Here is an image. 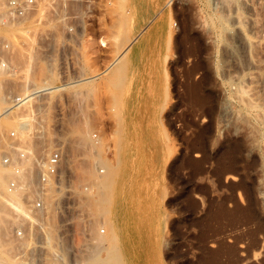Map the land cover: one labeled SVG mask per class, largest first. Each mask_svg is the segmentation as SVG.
I'll list each match as a JSON object with an SVG mask.
<instances>
[{"label":"rangeland","instance_id":"rangeland-1","mask_svg":"<svg viewBox=\"0 0 264 264\" xmlns=\"http://www.w3.org/2000/svg\"><path fill=\"white\" fill-rule=\"evenodd\" d=\"M7 1L0 46L24 75L40 82L34 42L64 43L73 25L77 47L58 51L91 77L50 79L43 98L3 115L19 86L0 71V195L19 203H0L5 264L22 261L11 234L25 224L2 156L41 130L37 154L61 147L65 184L45 199L41 229L56 228L69 264L93 239L97 257L118 264H264V0H42L15 23ZM58 210L62 225L47 218ZM48 242L41 264L59 245Z\"/></svg>","mask_w":264,"mask_h":264},{"label":"built area","instance_id":"built-area-1","mask_svg":"<svg viewBox=\"0 0 264 264\" xmlns=\"http://www.w3.org/2000/svg\"><path fill=\"white\" fill-rule=\"evenodd\" d=\"M72 1V0H71ZM76 1V0H73ZM43 7V1L40 0H8L4 6L8 14V21L11 23L21 22L22 20L30 19L33 14H36L40 7ZM35 20V19H34ZM64 43L54 41L50 36V40L44 41L38 39L34 42L35 48L40 52L43 58V72L39 77L40 82L35 83L33 78V70L28 71V76L24 75L23 67L13 64L12 60L6 56L10 50L8 43H3L0 46V71L4 72L5 76H10L5 80L11 81L12 77H17L19 88L17 91H9L8 109L14 110L18 107H31L36 101L43 98L48 92L40 89L41 85L50 79H56L60 82H74L79 79L90 78L91 76H83L77 66V58L68 56L65 53H60L59 48L67 47L70 50L77 47L76 32L73 25L67 27L66 33L63 35ZM48 39V38H47ZM7 41V40H4ZM56 48L55 61L49 59L48 49ZM2 83L0 82V88ZM20 129H27V125L20 122ZM10 136H14L11 131ZM44 131L41 130L34 144L28 145L20 140L9 142L7 151L3 153L2 164L9 169L10 177L6 183V192L8 194L24 191L22 210L16 211V215L22 224L12 230V240L22 242L23 247L15 249L14 254L17 259H21L20 264H41V257L47 252V246L50 244L42 233L41 225L43 224V215L45 214L46 202L45 199L50 197L57 190L62 192L65 188L63 169L61 167L63 160V152L60 146H55L49 149L44 154H37V150L43 148ZM60 143V142H55ZM102 172L101 169H99ZM62 174V176H61ZM63 177V180L60 179ZM63 185V186H62ZM31 195V197H29ZM59 210L55 212L51 220L60 225L64 224L63 219L59 218ZM59 227V226H58ZM103 232V230H101ZM27 239V241H25Z\"/></svg>","mask_w":264,"mask_h":264},{"label":"bare ground","instance_id":"bare-ground-1","mask_svg":"<svg viewBox=\"0 0 264 264\" xmlns=\"http://www.w3.org/2000/svg\"><path fill=\"white\" fill-rule=\"evenodd\" d=\"M168 35V34H167ZM170 36H168L167 37V40L165 41V47L168 49V46H169V42H170ZM50 88H52V86H44V87H40V89H42V90H47V89H50ZM1 99V98H0ZM9 112H11V110H9L8 109V106H6V107H4L3 109H2V111H1V114H3V115H7ZM61 179V178H60ZM63 180V179H62ZM4 181V179H3V177H2V175L0 174V186H1V183ZM5 183V182H4ZM3 184V183H2ZM4 192H2V195L3 196H1L0 195V200L2 201V202H0V203H6V204H9V205H11L12 207H14V208H18L19 207V203L17 202V200H15L14 198H12V197H8L6 194H3ZM6 193V192H5ZM4 195H6V196H4ZM1 205L2 204H0V230H1V226H2V224H3V217H2V213H1ZM77 223H79V224H76V226L78 225V227L77 228H79V230H80V232H82V231H84L83 229H85L84 228V224L82 225V227H81V225H80V222H77ZM86 227V226H85ZM87 229V228H86ZM55 230H56V228H55ZM54 230V231H55ZM51 232V234H49L48 232L46 233V239H48V241L49 240H53V241H55V242H57V244H59L58 245V248L56 247V246H53V248H50V253L53 255V256H55L54 258H53V260H51V264H69V260H68V258H67V256H68V254H69V248H68V244H67V242L66 241H64V240H59V241H57V238H60V237H58L59 235H57V233L56 232ZM79 232V231H78ZM79 232V233H80ZM78 233V234H79ZM81 235V234H80ZM85 235V234H84ZM83 238V237H82ZM94 241H92L91 240V242H93L94 244H96L95 246H94V244H92V247L91 246H87V250L85 251V252H80L79 253V258L77 259V260H75L73 263L74 264H118L116 261H114L113 259H109L108 257L106 258H98L97 256H98V254H97V246H98V244H100V242L99 243H97L98 241H100V240H96L95 241V239H93ZM85 241V240H84ZM87 241V240H86ZM85 244V243H84ZM4 245H3V240H2V235H1V233H0V264H5V261H6V252H5V248L3 247ZM83 248H84V246H83ZM82 248V249H83ZM80 248H78V250H79ZM85 249V248H84ZM112 258V257H111ZM16 263L17 264H20L21 263V261H16ZM15 263V264H16ZM72 263V264H73ZM7 264V263H6Z\"/></svg>","mask_w":264,"mask_h":264}]
</instances>
